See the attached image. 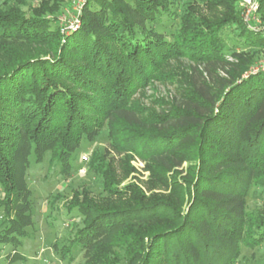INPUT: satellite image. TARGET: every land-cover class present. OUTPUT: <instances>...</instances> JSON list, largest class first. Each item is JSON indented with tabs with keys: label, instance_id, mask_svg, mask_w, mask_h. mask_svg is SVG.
Masks as SVG:
<instances>
[{
	"label": "trees",
	"instance_id": "16d2710c",
	"mask_svg": "<svg viewBox=\"0 0 264 264\" xmlns=\"http://www.w3.org/2000/svg\"><path fill=\"white\" fill-rule=\"evenodd\" d=\"M19 1L0 3V243L14 247L10 261L32 223L30 154L39 162L49 151L66 171L105 126L168 193L120 189L111 160L92 155L107 196L66 205L82 225L63 256L78 244L92 249L84 264H239L242 245L264 241V214L245 204L264 186V69L248 73L250 55L224 54L227 29L242 48L264 49V33L245 26L235 0H198L209 15L196 17L179 13V0H84L69 30L57 24L67 0ZM177 59L195 63L185 91L159 111L132 100Z\"/></svg>",
	"mask_w": 264,
	"mask_h": 264
},
{
	"label": "rangeland",
	"instance_id": "374dc122",
	"mask_svg": "<svg viewBox=\"0 0 264 264\" xmlns=\"http://www.w3.org/2000/svg\"><path fill=\"white\" fill-rule=\"evenodd\" d=\"M5 1L0 0V3ZM24 1L26 10L28 6H39L42 2L52 4L54 0ZM83 1L67 0L62 5L61 10L57 12V24L60 28L69 30L72 28L70 27L71 23L79 24L76 22L78 20L77 13L80 11ZM22 2L12 0V4L15 5H21ZM254 3L257 4L255 18L259 21L260 26L264 27V20L259 16L258 0H235L232 7L246 26L243 19L244 13L249 8V4ZM192 9L196 13L195 17L201 13L209 15V9L198 0H179L177 6L179 13L185 12L187 16ZM158 30L165 32L160 27ZM227 31L229 32L224 42L225 56L232 59L233 51L247 53L253 61L248 69V73H251L250 68L254 67L253 65L264 61V49L257 46L239 47L236 42L240 41H238L235 32L229 29ZM194 65L195 63L188 59L169 61L163 69L164 76L151 81L138 91L132 100L144 106L148 111H159L163 107L161 105L163 102L169 104L170 101H174L176 96H179L180 92L185 91L183 90V84L187 80L185 73L190 72V68ZM218 72L220 75H224L222 71ZM95 154L105 157L107 162L111 160L120 189L131 184L139 188L146 196L168 193V190L162 186L149 185L152 178L143 160L133 154L128 153L130 156H127L126 152L119 151L112 146L111 140L107 136L106 126L99 136L93 140H84L80 144L70 159L71 168L66 171H61L60 163L51 159L49 151L39 162L35 160L33 154H30L26 169V182L31 191L29 213L32 223L26 227V235L21 238L20 244L15 248L22 257L10 261L8 256L14 247L9 243H0V264H84L89 258L91 247L75 244L71 247L68 255L63 256V253L60 252L70 246L74 229L82 225L81 216H78L75 211L66 212V205L72 202L77 194L78 199L82 200L81 194L87 193L95 202L101 201L107 196L103 190L101 174L90 164V158ZM186 165L188 164L183 163V167ZM2 195L0 185V199ZM245 198L247 211L264 214V186L252 185ZM2 216H4L3 209L0 207V222L3 219ZM237 260L239 264H264V241L254 247L242 245Z\"/></svg>",
	"mask_w": 264,
	"mask_h": 264
},
{
	"label": "built area",
	"instance_id": "2783aa9c",
	"mask_svg": "<svg viewBox=\"0 0 264 264\" xmlns=\"http://www.w3.org/2000/svg\"><path fill=\"white\" fill-rule=\"evenodd\" d=\"M257 4H249V8L244 13V21L246 22V26L248 29L257 32L258 30H262L264 33V27L260 26L259 21L255 18V10H256ZM78 23V21H76ZM77 26V24L74 25V23L70 24V27ZM254 67L250 68L251 73H254L257 70L264 69V61H261L257 63L256 65H253Z\"/></svg>",
	"mask_w": 264,
	"mask_h": 264
}]
</instances>
